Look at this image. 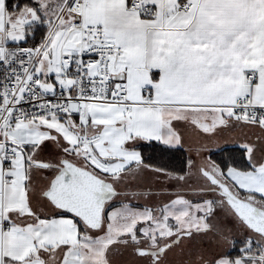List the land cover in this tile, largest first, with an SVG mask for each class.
<instances>
[{
	"label": "snow or ice",
	"instance_id": "snow-or-ice-1",
	"mask_svg": "<svg viewBox=\"0 0 264 264\" xmlns=\"http://www.w3.org/2000/svg\"><path fill=\"white\" fill-rule=\"evenodd\" d=\"M0 264H264V0H0Z\"/></svg>",
	"mask_w": 264,
	"mask_h": 264
},
{
	"label": "trees",
	"instance_id": "trees-1",
	"mask_svg": "<svg viewBox=\"0 0 264 264\" xmlns=\"http://www.w3.org/2000/svg\"><path fill=\"white\" fill-rule=\"evenodd\" d=\"M234 150V146H228L226 148V151L224 152H217L215 156H213L214 159H219L225 155L228 154L229 151H233ZM144 152L146 155H154V156H158V152H156V150H154L151 146H146L144 148ZM183 155H186V153L184 152H177L175 153V155L173 156V162L174 163H178L179 159L182 158Z\"/></svg>",
	"mask_w": 264,
	"mask_h": 264
},
{
	"label": "crops",
	"instance_id": "crops-1",
	"mask_svg": "<svg viewBox=\"0 0 264 264\" xmlns=\"http://www.w3.org/2000/svg\"><path fill=\"white\" fill-rule=\"evenodd\" d=\"M187 134H189V135H191L193 137H195V135H196L195 131H193L192 129H188L187 130ZM228 146H234V145L232 143H228L227 147Z\"/></svg>",
	"mask_w": 264,
	"mask_h": 264
}]
</instances>
